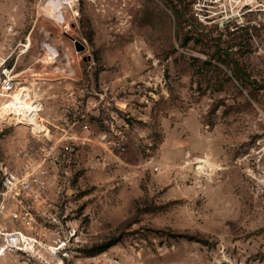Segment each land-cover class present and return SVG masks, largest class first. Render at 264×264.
Segmentation results:
<instances>
[{"label":"rangeland","instance_id":"rangeland-1","mask_svg":"<svg viewBox=\"0 0 264 264\" xmlns=\"http://www.w3.org/2000/svg\"><path fill=\"white\" fill-rule=\"evenodd\" d=\"M241 3L0 0V79L35 84L49 130L0 112V231L29 242L0 264H264V28Z\"/></svg>","mask_w":264,"mask_h":264},{"label":"built area","instance_id":"built-area-1","mask_svg":"<svg viewBox=\"0 0 264 264\" xmlns=\"http://www.w3.org/2000/svg\"><path fill=\"white\" fill-rule=\"evenodd\" d=\"M237 1L238 3L242 2L238 7L237 14L240 13L243 15L245 13H249L253 16L252 23L260 28H264V0H231ZM232 11L224 12V19L230 20L232 16ZM15 67L4 66L1 71V79H0V96L4 97L5 103L4 112L1 113L4 120L2 122H16V120L6 121L8 117L13 115L14 112L19 113V115L24 116L25 119L23 121H27L26 123L19 122V124L26 125L30 128L32 133L34 124L33 121L37 119H42V123L45 125V120L42 117L44 106L42 101V95L38 91L39 89H35L33 86L35 85L31 81H20L19 74L14 71ZM26 85H23V84ZM22 87V91L19 93V97L15 98L13 96V91L20 86ZM27 105H31L29 108H26ZM18 115V114H16ZM46 126V125H45ZM47 128V126H46ZM84 128H88L87 125H84ZM48 129V128H47ZM49 132V130H48ZM43 135V134H42ZM46 135V134H44ZM40 136V135H39ZM18 233L14 231H0V236L5 242L4 246L0 247V253L5 250V247L11 248H20L19 242L22 241L26 244L29 242L24 240V236L22 235L20 241L18 240ZM20 234V233H19Z\"/></svg>","mask_w":264,"mask_h":264},{"label":"bare ground","instance_id":"bare-ground-1","mask_svg":"<svg viewBox=\"0 0 264 264\" xmlns=\"http://www.w3.org/2000/svg\"><path fill=\"white\" fill-rule=\"evenodd\" d=\"M18 89H19V86L13 91L12 94H13L14 97H15L16 92H17ZM15 98H16V97H15ZM30 106H31V105H27L26 108H29ZM4 109H5L4 106L1 107V108H0V112H1V113L4 112ZM16 114H18V115H16ZM10 118H11L12 120H16V121H17V120L23 121V119H25L24 116L19 115V113H17V112H14L13 115L10 116ZM26 119H28V118H26ZM26 119H25V120H26ZM38 120H39V119H37L36 121H33V124L36 123ZM23 122L26 123L27 121H23ZM41 122H42V121H41ZM42 124H43V123H42ZM34 125H36V124H34ZM47 130H48V129H47ZM33 132H34V133H37L36 131H34V129H33ZM37 134H38V133H37ZM198 168H201V167L198 166Z\"/></svg>","mask_w":264,"mask_h":264},{"label":"water","instance_id":"water-1","mask_svg":"<svg viewBox=\"0 0 264 264\" xmlns=\"http://www.w3.org/2000/svg\"><path fill=\"white\" fill-rule=\"evenodd\" d=\"M74 45H75V48H76L77 51H81L82 52L86 48L85 44L80 42V41H78V40H74Z\"/></svg>","mask_w":264,"mask_h":264}]
</instances>
